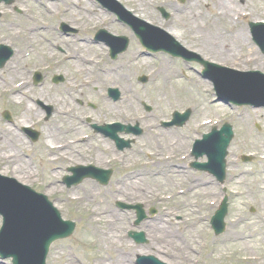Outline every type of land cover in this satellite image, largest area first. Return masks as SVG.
<instances>
[{"label":"rangeland","instance_id":"obj_1","mask_svg":"<svg viewBox=\"0 0 264 264\" xmlns=\"http://www.w3.org/2000/svg\"><path fill=\"white\" fill-rule=\"evenodd\" d=\"M57 1L53 4L54 6L52 5L53 13H47L43 10L44 2L42 0H17L10 6L0 3V13L2 15L0 16V34L5 37L8 36L7 40L0 41V45L10 46L14 50L13 60L0 70L1 77L7 78L8 69H10L8 66L17 62L20 59V53L24 54L25 51L28 56L25 55L23 63L27 72L30 73L35 68L43 71L54 59L53 65L56 61L61 67L60 70L54 73H63L66 77V82L64 85L54 87L51 85L50 76L45 80L43 88L46 90L45 94H48L51 98L53 97V99H58L59 97L66 99L64 100L65 103H63V110H71V112L66 119H63V117L62 120L72 119L78 121L82 116L92 115L97 117V120L102 117L101 121H110V117L106 114L105 106L107 102L112 103V101L108 100L107 89L99 92L85 85L77 69L66 60V56L78 53L76 49L74 50L72 44L66 39H54V36H57L54 32L55 25L62 21L69 25L73 23L78 25L77 28L80 30L79 39L80 37L82 39L91 38L93 31L97 27L94 28V25H90L87 19L83 17L85 15L82 4L75 3V5H72L73 3L70 0ZM84 1L82 0L83 4H85ZM137 1L123 0L124 5H122L129 10H134L137 4L139 5ZM219 1L222 0H187L184 4H180L179 0H154L153 5L148 8V14L156 15L155 24L172 32L183 44L190 45L192 36L197 34L194 22L199 23L198 30L200 32L206 28L207 31L203 34L206 36L211 35V37H216L218 31L222 33L231 27L226 20H221L220 23L214 24V27H212L211 18L214 19L216 11L212 10L211 5L213 3L216 4L218 11L219 6L217 3ZM172 4H175L173 9L172 6L169 9L172 19L165 21L158 12V7L160 5L168 8L167 6ZM229 4L232 8H238L250 14L248 17L239 19L238 22L243 26H248L245 22L264 20V0H239L238 2L231 1ZM73 6L78 9L76 14H72L71 17L72 12L70 13V9H73ZM136 8L138 9V7ZM65 11L67 12L64 13ZM175 11L178 13H175ZM97 12L100 14V11L97 10ZM196 16H199V18ZM112 19H114V16ZM11 23L13 28L19 31H22L25 24H41L40 30L42 31L37 35L38 40L35 42L38 47L31 44L25 48L23 44L12 39L10 37L12 32L7 30L8 25ZM109 26L114 28V33L126 36L130 40L128 51L115 60L110 59L111 65L118 66L128 62V60L123 58H128L131 52L140 50L139 59L134 61L132 65L126 66L125 73L129 71L127 75L130 78V84L133 85L140 95L141 103L130 114V118L129 114H126L122 119L123 122H132L140 119L139 123L143 129L146 128V133L130 151L129 168L125 164L114 163L116 168L115 178L108 187H98L91 182H87L81 187L70 190L60 186H57V188H49V186L37 188V190L46 193L49 199L55 203L64 219L76 223L75 232L70 239L57 242L52 246L47 264H116L113 252H100L95 239L91 235L86 234L90 209L78 207L76 202L73 201V198L78 195H85L89 188H94L95 199L105 201L104 206L107 207V213L110 214V217H116L117 215V219L120 221L117 226H111L105 231H115L116 234H122L124 242L138 250H144L156 258L158 256L162 261L168 260L169 264H178V260H183V257H178L179 251L177 248H186L189 242L195 241L196 252L191 253L186 258L187 263L230 264L236 260L240 264H246L243 263L246 262V257L240 252L239 245L232 244L233 246L230 248L225 247V250H221L218 260H215L217 258L216 254L210 258L212 253L210 252L209 241L211 239L224 238L223 234L225 232L220 236L214 235L210 221L225 196L223 188H227L229 195V212L226 218L227 230L233 226V232L252 235L253 239L251 240L252 243H250L252 262L254 264H264V236H260V232L264 231V193H258L259 187L264 186V159H262L264 158V117L259 114L264 112V109L236 108L216 103V96L211 82L199 76L195 71L200 70L197 64L174 59L166 54H151V56L153 55L152 57L141 56L145 50L127 25L111 23ZM230 31H233V29L230 28ZM248 34L246 43L236 42L234 38H226L227 41L225 43L229 45L230 49L227 52L223 51L221 47L211 50L209 47L194 46V49L204 58L218 63H222L224 58L228 60L234 58L236 66L241 70L246 65H249L251 69L264 72V55L259 52L250 34L249 36ZM219 43L221 45L222 42L219 41ZM40 47L47 54L51 53L53 59L49 60V55L39 57ZM57 47L67 49V54L60 53ZM90 54L92 55V53ZM42 57H44L43 60H41ZM248 57H252L254 61L247 63L246 58ZM39 58L40 60H38ZM142 75H146L150 79L145 86L137 81V78ZM31 79L32 76L30 77ZM196 81L202 82L203 85L196 88L194 85ZM70 83L73 88L69 87ZM35 92L40 93L39 91ZM101 92L103 93L101 94ZM68 94H72L75 101L88 99L90 103L96 105V110L92 111V109L87 107L79 108L78 105L70 100ZM27 102L32 106L34 105L33 103H36L27 99L21 105L12 104L9 102V94L0 91V133L8 126L3 119L2 113L4 111H9L12 114L16 125L22 118L26 123L39 119L40 114L38 112H36L37 115L23 114L24 104H27ZM143 103L151 105L154 111L157 108V112L153 113L157 117V121L168 118L174 110L180 111L191 108L193 109V115L188 126L182 130L171 133L165 132L158 127L157 123V131H155L151 130L155 127L154 121L143 119L144 116H147L142 107ZM115 104H121V102ZM82 109L86 111L83 112L81 111ZM133 116L134 119H131ZM225 122L231 123L235 131V137L228 157L230 162L233 161V165L229 166L225 185L214 184L212 177H208L201 172L189 171V173H185L187 175L179 174V171L174 168H185L188 166L189 162L183 158L186 155L185 152H187L190 140L193 139L194 141L210 130L212 126H219ZM11 129L13 128L11 127ZM49 133L45 129V138L50 135ZM1 136L3 141H0V151L3 150L5 153L9 146L6 137L9 136L10 142L15 143L18 134L15 131L11 136L2 134ZM147 139H154L157 142V153L160 152L162 156V159L157 156V164L153 167L151 161L154 158L148 156L152 152H156V147L155 145L153 147L146 145ZM164 141L168 143L165 144ZM175 141L178 144L174 149L169 148L167 150L165 148L169 143ZM42 144L35 150L36 156L25 166L35 165L36 167L29 166L24 173L27 175L34 173L38 175L39 179L50 180L53 174L49 167L56 164L49 160V151ZM106 155L109 157L111 152L107 151ZM244 155H251L253 161L247 164L243 163L241 157ZM0 159L4 164L5 157H0ZM165 160L170 161V164L168 165ZM133 162H139V166L132 168L131 163ZM150 173L156 174L157 177H152ZM140 175H143V178H138ZM201 177L205 178L200 179ZM196 179H200V184L204 182L203 184L206 185V188L202 189L200 187L202 185L193 184ZM259 182L262 185L258 187ZM129 186L132 190L134 188H139V190L132 192L128 189ZM54 190L55 192L52 193L51 191ZM229 191L232 192V195ZM118 201L127 204L142 203L147 211L153 208L158 210V214L150 217L139 228H134V213L121 212L116 207V202ZM194 205L197 209H193ZM179 217L182 218V221H179ZM236 217L240 219L238 224L232 223V220ZM2 222V218H0V228L2 227ZM164 222L169 224L171 233L165 236L163 240L160 238L161 229L158 227ZM129 231L144 232L148 239L147 244H136L128 237ZM159 253H164L165 255L161 256ZM72 257H76L78 260H72ZM172 257L175 259H172ZM136 260L137 257L131 260L129 257L122 255L121 262L136 264ZM0 262L1 264H12L10 260L2 261L0 259ZM186 262L182 261V264Z\"/></svg>","mask_w":264,"mask_h":264},{"label":"bare ground","instance_id":"obj_2","mask_svg":"<svg viewBox=\"0 0 264 264\" xmlns=\"http://www.w3.org/2000/svg\"><path fill=\"white\" fill-rule=\"evenodd\" d=\"M74 5L82 4L83 9L87 11L88 14H94L93 7L88 6L86 3L83 4L82 0H70ZM121 1V0H120ZM238 2L239 0H222L219 1L218 4V11L216 4H212V10L216 11V14H214V19L212 20V27H214V24L220 23L221 20L228 21V24H230L233 28H235L234 34H230L229 32L221 31L216 33V37H211V35H205L203 34L207 29L205 28L203 31H199V23L194 22L195 24V30L197 34H194L191 39L190 45L183 44L186 48L190 50H194V46L196 47H209L211 50H215L216 47H221V49L225 52H227L229 49V45L225 42L227 39L234 38L236 42H247V34L248 29L241 25L237 19L241 18L243 16V10H238L237 8L234 9L230 6V2ZM262 1V0H259ZM44 2V10L51 13V5L48 1L43 0ZM139 5L137 4L135 7V13L136 17L148 20L149 23H154L156 21V15L150 13L148 14V8L151 7L154 3V0H138L137 1ZM77 7H73L72 14H76ZM89 11V12H88ZM87 14V15H88ZM107 13L104 12V14H99L97 16V20L95 25H98V22H100V26L104 25V21L108 19L106 16ZM96 16V15H95ZM90 24L94 22L92 18L84 16ZM199 18V16H196ZM238 27V29H237ZM39 28H41L40 24H25L22 31L15 30L13 28V24L11 23L8 25L7 30L9 32L11 31L10 37L19 43L23 44L25 48L27 46L34 44L36 47H38L37 42V34L39 33ZM110 33L114 31V28H106ZM200 32V33H199ZM116 34V33H112ZM117 36V34H116ZM249 36V34H248ZM227 38V39H226ZM8 39V36L5 37L2 34H0V41H5ZM221 41V45L219 43ZM83 44L80 46L75 45V49L80 50V54L77 56V58L70 59L71 66L77 69L79 74L81 75V78L83 80V83L85 85L90 86L93 89H98L99 92L101 90L104 91V89H107L108 87H119L122 95L123 100L121 104H106V114L110 117V122H123L122 117L126 114H130L134 112V109L137 107V105H140V95L136 91V89L133 87L132 84H130V78L129 75H127V71L125 73V67L130 66L133 64V62L138 58V51L135 50L130 53L128 58H123L125 60H128V62L113 66L110 64V49L107 45L101 44V43H95L92 42L90 39H86L82 41ZM24 52V51H23ZM214 53H217L213 51ZM92 53V55L90 54ZM23 53H20V59H18L17 62L14 64H10L8 67L11 68L10 72L8 73V76L6 79L2 78V74L0 73V91H6L10 93L9 101L12 103H15L17 105H20L22 101L30 99H44L45 98V92H29L30 89L28 86L30 85L29 78H30V72H27L26 66L23 63L22 55ZM42 56L46 55L47 53L44 52L42 47L39 49V53ZM43 58V57H42ZM49 59H52V56L49 55ZM40 60V58L38 59ZM43 60V59H42ZM248 63L253 62V58H247L246 59ZM194 85L196 88L201 87L203 84L202 82L196 81L194 82ZM49 89V88H48ZM51 90V89H49ZM35 111H37V108L35 106H31L29 104H26L24 114H32ZM137 114V113H136ZM260 115L264 116V113H260ZM135 116V115H134ZM134 116L131 119H134ZM21 125L27 126L28 124L23 122V118L21 119ZM10 129L8 127L4 128L1 134L7 136L10 133ZM0 141L2 139L0 138ZM194 183V181H193ZM262 185L261 182L258 183V187ZM132 186V185H130ZM132 192H136L139 190V188L132 190ZM202 189H205L206 186L203 184L200 186ZM259 194L264 193V186L258 189ZM88 195L94 194V189L89 188L86 192ZM234 194V193H233ZM237 195V194H234ZM73 201L76 202V206L90 209L89 212V219L87 221V228H86V234L89 236L91 235L98 246V249L100 252H113L115 257V263L116 264H125L121 262L122 255H125L129 257L131 260L135 258L136 255H149L150 253H147L146 251L138 250L134 246H131L130 244H126L122 241V236L120 234H116L115 231L112 232H106L105 230L107 228H110L111 226H117L118 221L116 217H110L107 215V207H105V201L98 199H73ZM193 209H197L195 205L193 206ZM240 222L239 218H234L232 220V223L238 224ZM156 225V224H155ZM157 227V225H156ZM161 229V239H165L162 236L169 235L171 231L169 230V226L167 224H162L160 227ZM260 236H264V231L260 232ZM253 239L252 235H247L246 233L238 234L236 232H233V226L230 227L229 230L226 231L224 238L218 239L216 241H211L214 245L215 249L214 252H221V250H225V247H231L233 245H239L240 252L246 257V261L252 260L251 256V240ZM170 243V242H169ZM233 244V245H232ZM226 248V249H227ZM180 251L183 249H179ZM188 250L193 252L196 250V242L191 241L188 243ZM72 260H78L76 257H72ZM131 264V263H128Z\"/></svg>","mask_w":264,"mask_h":264},{"label":"water","instance_id":"obj_3","mask_svg":"<svg viewBox=\"0 0 264 264\" xmlns=\"http://www.w3.org/2000/svg\"><path fill=\"white\" fill-rule=\"evenodd\" d=\"M258 27L261 26L258 25ZM137 33L140 38H144L140 32ZM152 37L156 45L160 47L164 46L162 42L157 41L159 39L157 33L152 35ZM257 37L258 42L264 47V30L262 32L257 31ZM119 40L122 44L118 49L113 51V58H116L118 54L124 52L128 46V40L126 38ZM1 49H4V47L0 46V51ZM5 49L9 50L6 47ZM155 50H157V47H155ZM10 56L11 53L5 57L2 56L3 62L7 61ZM219 87L220 89H230L226 82L219 83ZM239 91L264 94V78L257 74L247 76L245 84L239 87ZM111 92L114 93L115 91ZM185 121V119L182 120L180 125H183ZM232 138L231 129L229 126H225L222 133L212 139L214 140L213 143H209L210 139H207L203 147L210 151L211 159L219 165L222 176L224 173L223 159L226 156V149ZM105 180L107 181L106 177ZM8 187V192L12 194L15 190L14 186L11 185L6 188ZM26 193L28 194V199H25L23 206L9 201L8 205H11V207L3 208L9 224L8 228H5L1 233V236L6 237L3 240L8 239L7 241L9 242L7 247L8 251L6 250L7 252L4 258L13 257L14 264H45L50 244L57 238L60 239L70 236L75 226L70 223H61L60 214L53 209L52 204L48 202L46 197L34 195L27 190ZM225 215L226 203H224L222 209L213 220L214 228L218 233L222 232L224 228L223 221ZM135 238L137 242H142L143 235L137 234ZM4 245L6 246V244Z\"/></svg>","mask_w":264,"mask_h":264},{"label":"flooded vegetation","instance_id":"obj_4","mask_svg":"<svg viewBox=\"0 0 264 264\" xmlns=\"http://www.w3.org/2000/svg\"><path fill=\"white\" fill-rule=\"evenodd\" d=\"M66 125V124H65ZM69 126V125H66ZM92 134L85 133L82 137L67 134L55 138L54 141L60 146L59 170L68 171V169L77 166H96L104 168L103 163L109 161L106 153L99 146V141H108L109 145L114 146L111 139L99 135L93 125H90ZM63 181H61L62 184Z\"/></svg>","mask_w":264,"mask_h":264}]
</instances>
